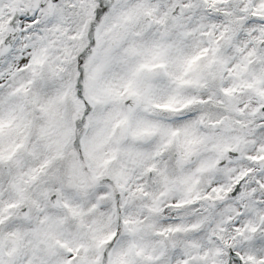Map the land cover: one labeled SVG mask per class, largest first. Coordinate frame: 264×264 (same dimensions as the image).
<instances>
[{"label":"snow or ice","instance_id":"snow-or-ice-1","mask_svg":"<svg viewBox=\"0 0 264 264\" xmlns=\"http://www.w3.org/2000/svg\"><path fill=\"white\" fill-rule=\"evenodd\" d=\"M0 264H264V0H0Z\"/></svg>","mask_w":264,"mask_h":264}]
</instances>
